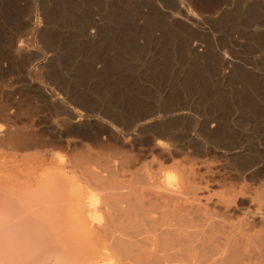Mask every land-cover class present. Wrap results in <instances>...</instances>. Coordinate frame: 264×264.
Returning a JSON list of instances; mask_svg holds the SVG:
<instances>
[{
  "label": "rangeland",
  "instance_id": "obj_1",
  "mask_svg": "<svg viewBox=\"0 0 264 264\" xmlns=\"http://www.w3.org/2000/svg\"><path fill=\"white\" fill-rule=\"evenodd\" d=\"M250 1L0 0V264H78L52 172L94 189L113 237L114 196L137 212L148 174L182 178L164 149L218 181L205 194L237 209L227 225L258 211L241 233L264 264V0ZM17 131L36 144L7 142Z\"/></svg>",
  "mask_w": 264,
  "mask_h": 264
},
{
  "label": "bare ground",
  "instance_id": "obj_2",
  "mask_svg": "<svg viewBox=\"0 0 264 264\" xmlns=\"http://www.w3.org/2000/svg\"><path fill=\"white\" fill-rule=\"evenodd\" d=\"M251 1H258V0H251ZM179 16H181V14ZM22 47L23 46L18 45V50L19 51L23 50ZM17 130L19 131V129ZM18 131L14 132L13 135H9V138L6 137L7 138L6 141L7 142L10 141L14 143V146L20 150L26 149L27 145L30 148L31 146L29 145L32 144V141L34 145L35 142L33 139L35 138H32V140L30 138L27 139L29 135H26V138H25L24 134L22 135L21 133V135H19L22 129L19 131V133ZM1 139L3 140L4 138H1ZM1 142L3 143V141ZM157 148H155L154 150H156ZM176 148L178 149V147ZM178 151L179 150L164 149L162 150L161 158L165 161L164 163L171 162L172 168L176 171H179L180 174L182 175V178L179 181L175 180V178H177L176 177L177 174L176 175L175 173L171 174V173H168V171L167 172L161 171L160 173L148 174L147 190L141 191L138 198L137 199L135 198L137 200L136 204L138 203L140 206L139 211L137 212L134 211L132 206L135 205V203L134 204L132 203L133 205L128 204L132 207V208L130 207L129 209H125L124 207H122V200L126 202L125 198L124 199L121 198L124 195L122 194V191L120 192L122 196L119 193L120 194L119 197L116 198L114 196L116 199L113 197V200L116 201L113 203L114 204L113 223H112L113 231L108 228L110 231L113 232V237H111L112 235L110 233H108V235L109 234L111 235L110 237L103 235L102 232H100L102 228H100L98 231L96 230L97 227L95 225L96 224L95 221L98 224L100 223L103 224L102 221L104 219L103 218L104 216L102 213L98 212L96 208L98 199L93 195L94 194L93 192H90L94 189L88 190V189L83 188V186H80L81 184L76 185L72 180H70V178H68V176L62 177L61 179L60 175H57L58 172L56 171L51 173L50 177L46 179V182H52L53 185L57 188L56 190H58L59 192L63 191L64 200L67 201V208L64 209L63 215L65 218V224L67 225L65 226L70 232L72 231L71 232L72 235L67 238H64V237L63 238L67 240L74 239L76 241V245L79 251L81 252V254L78 255V258L75 257V259L79 261L78 264H255V261H254L255 258H257L256 261L257 260L260 261L258 259V256H256V254L253 255L254 253L250 252L252 249L249 250L250 248H248L247 246L248 243H247L246 238L248 236L246 237V235L241 233L249 225L248 220L250 218L255 219L257 217V214L259 213H256V212L258 211L255 210L256 211L255 213H253V211L250 213L247 211L245 213L243 209L239 210L238 212L244 215L243 220H241V222L238 223V225H236V223L227 225L226 224L227 221H229L231 218L233 219V216H232L233 214L238 215V213H236L237 209L233 208L232 205H230V201L224 199V197L214 200L213 196H207L205 193L206 192L208 193L209 188L212 187V184H215V182L217 183L218 181H216L215 178L209 179L208 177H207L208 179L205 180V176L204 178L201 177L202 179H199L198 177H196L195 170L192 168V166L196 165V163L195 164L192 163L191 166H188L189 162L187 163L186 162L187 160L179 161L178 157L180 155L179 154L180 151L179 152ZM151 152H153L154 154V151L151 150ZM156 152L157 151H155V153ZM155 155H158V154H155ZM185 155L184 153L182 154V156H185ZM192 162L194 161L192 160ZM122 165H124V163ZM163 166L164 165L161 164L159 168H162ZM119 167L117 166L116 169L119 170L121 168ZM122 168L126 169L127 167H122ZM129 168L131 169L132 166H129ZM148 170L151 171V168L149 169L148 167ZM125 171L126 170H124V172ZM156 171L159 172V170H156ZM117 173H115V175ZM137 173H138V170H137ZM210 175H213V174L210 173ZM144 176H145V173L143 177ZM60 182H62L64 186L63 185L60 186L59 185ZM118 183L119 182L116 183L117 184L116 188H117V191L119 192L121 189L118 190ZM135 185L138 186V184H135ZM119 188H121V185L119 186ZM237 190L239 191V189ZM126 193L130 194V191H127ZM133 193L135 194L137 192L133 191ZM226 194H229V193H226ZM125 196L126 195H124V197ZM128 197H132V196H128ZM89 199L90 201L87 203L86 200H89ZM127 201H129L128 198H127ZM124 204H127V203H124ZM106 205L107 204H105L104 206ZM108 206L109 205H107L106 207ZM16 207L18 206L16 205ZM86 207L92 208L91 212H86ZM18 210H21V208L19 207ZM14 214H12L13 218L15 217ZM61 214H62V211H61ZM213 215L220 218V222H218L219 221L218 218L217 220H215L217 221V223L215 221L214 223L212 222V220L209 221V219H205L207 216L211 217ZM35 217L37 218L36 214H35ZM259 217L261 216L259 215ZM19 218H21V220L19 219L20 222L23 220L27 221V219H25V216H24V219L21 216ZM28 220H31V217L30 219L28 218ZM40 220H42V223L46 222V220H43V219H40ZM32 221H33V218H32ZM16 222L20 223L18 220H16ZM34 224H35L34 227H36L37 225L35 222L32 225ZM108 225L109 223H107V226ZM24 226L27 227L28 225L27 226L23 225V227ZM105 226H104V229H106ZM37 228L38 226L36 227V229ZM52 229H54V227ZM52 229L50 228V230ZM25 230H23L22 232L24 233ZM28 231L29 229L27 228L26 233H25L26 236L29 233ZM11 232L15 233V231H10V233ZM2 234L0 236H2ZM31 237L32 236H30V238ZM38 241H40L38 243H41V240H38ZM49 244H46L48 248L51 247V246L49 247ZM40 245L43 248L45 243L42 242ZM254 246H256V242ZM254 246H250V247H254ZM36 247L39 250L40 246L36 245ZM68 247L69 246H67V248ZM53 248L54 250H56L55 246ZM60 251L58 250V252ZM49 252L50 251H48L47 253ZM39 254H40L39 256L40 258L42 257V254H45V253L43 251L42 254L41 253ZM55 254L57 256V253ZM261 255H264V254L261 253ZM59 257L57 256V258ZM253 257H255L254 260H253ZM50 262H53V261L51 260ZM54 263L56 264V259L54 260ZM69 264H71V262H69Z\"/></svg>",
  "mask_w": 264,
  "mask_h": 264
}]
</instances>
